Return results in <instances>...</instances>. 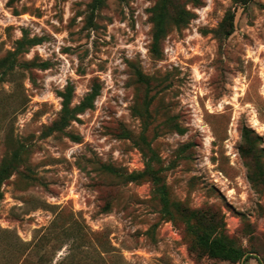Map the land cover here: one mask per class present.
<instances>
[{
	"label": "rangeland",
	"instance_id": "374dc122",
	"mask_svg": "<svg viewBox=\"0 0 264 264\" xmlns=\"http://www.w3.org/2000/svg\"><path fill=\"white\" fill-rule=\"evenodd\" d=\"M201 2L180 0L194 15L169 29L155 58V0H105L93 14L92 0H0V165L24 150L0 184V264H264V186L251 182L239 150L247 126L264 154V0ZM228 13L233 31L222 37ZM23 37L39 41L16 52ZM68 84L73 103L94 84L100 93L65 134L45 135ZM141 135L171 199L217 210L246 259L191 251L183 224L162 218L150 182L102 170L141 171Z\"/></svg>",
	"mask_w": 264,
	"mask_h": 264
},
{
	"label": "trees",
	"instance_id": "16d2710c",
	"mask_svg": "<svg viewBox=\"0 0 264 264\" xmlns=\"http://www.w3.org/2000/svg\"><path fill=\"white\" fill-rule=\"evenodd\" d=\"M105 0H92L91 10L93 12L98 9ZM193 5H202L201 0H185ZM180 0H155L151 7L152 36L149 45V51L155 58L161 56L162 40L166 36L171 27L184 26L192 17L193 12L187 10L181 5ZM222 37H228L233 31V15L228 13L220 24ZM22 36H28L23 33ZM38 38L27 39L23 37L17 41L16 52L23 51L26 47L37 44ZM4 59L0 60V67H6ZM13 62L8 64L7 68L11 69ZM7 68L2 70V74L6 73ZM133 75L137 82L149 88V78L144 76L142 71L135 67ZM100 93L98 84H94L89 92H87L78 103H73L74 88L68 84L64 90L58 92L61 98V108L55 120L46 126L44 134L66 133L65 129L73 122L78 120V114L88 109H92L94 101ZM171 127L177 132L183 130L176 124L173 119H169ZM241 145L239 147L240 154L245 160L249 169V178L252 183L264 186V154L263 149L259 147L260 137L253 129L241 127ZM70 137L77 141L79 137L70 134ZM141 149L145 163L141 171L133 173H123L116 168L103 164L102 170L111 174L114 178L123 182H141L148 181L151 184L152 192L160 205V214L166 220H179L184 227L186 234L190 238L189 247L191 251H195L200 255L209 258L227 260L232 263L240 262L246 259L245 250L236 245L224 233V223L222 217L211 206H205L198 209L189 208L173 199H171L168 186L164 180V168L161 159L155 149L144 135L139 137ZM23 146L12 151L10 157L3 160L0 165V184L6 178L18 169L23 162ZM34 180L31 175L25 176Z\"/></svg>",
	"mask_w": 264,
	"mask_h": 264
}]
</instances>
